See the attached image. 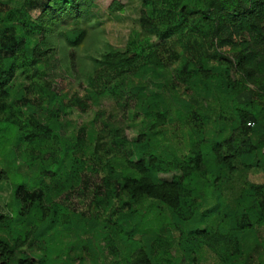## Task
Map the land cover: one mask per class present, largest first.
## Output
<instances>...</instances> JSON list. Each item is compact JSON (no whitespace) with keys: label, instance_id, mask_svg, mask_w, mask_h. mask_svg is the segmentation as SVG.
<instances>
[{"label":"trees","instance_id":"16d2710c","mask_svg":"<svg viewBox=\"0 0 264 264\" xmlns=\"http://www.w3.org/2000/svg\"><path fill=\"white\" fill-rule=\"evenodd\" d=\"M91 1L47 0L41 14V25L55 32V28L68 18L80 20L84 17L89 12ZM141 1L144 8L140 19L142 38L134 49V55L128 57L127 53L110 51L99 61L100 68L117 71L119 77L133 74L134 79L139 78L137 75L141 70L152 74L153 78L147 83L141 82L140 78L132 82L134 88L143 91L150 86V81L158 87L151 102L144 108L147 118L157 115L164 119V113L174 107L173 102L180 104L181 115L190 113L192 108L185 98L191 96L189 85L195 83L200 89L195 97L202 99L205 96L207 102V131L205 141L199 131L190 134L191 147L196 149L186 159L153 153L151 143L155 133L140 135L133 143L140 161L131 162L132 170L124 171L116 180L119 188L116 196L127 204L153 200L166 207L180 234L179 247L185 256L194 260L196 253L207 247L217 255L221 264H236L243 251L241 242L244 236L256 227L264 226V184L253 183L249 179L253 169L264 168V0ZM109 10L113 13L122 11L123 5L113 0ZM29 20V12L24 6L12 7L4 12L0 10V114L5 117L3 122L6 124L12 122L17 111L15 100L24 99L26 85L23 83L18 85L12 99L17 78L26 72H33L31 77L36 79L42 65L48 64L49 70L55 67L50 66L57 51L53 46L26 48L22 59L18 57V50L28 41L31 30ZM159 25H170V28L163 31ZM65 35L71 46H78L84 31L72 29ZM173 35L186 54L183 64L177 69L183 83L180 81L179 84V80L174 79L175 75H171L169 82L172 85H166L177 100L176 97L170 100L166 97L167 93L163 95L160 89L165 85L154 80L156 75L165 78L157 72L158 67H164V64L154 52L158 45L150 44L153 36L164 40ZM231 73L237 78L233 79ZM120 86L121 83H116L105 91L119 94ZM48 88L46 85L42 92L45 93ZM182 96L186 103L182 101ZM55 101V98H50L52 105ZM72 103L86 112L85 99L74 96ZM153 106L156 109L149 111ZM28 111L35 114L37 108L28 106ZM44 111L50 117L48 123L37 121L35 125H23L21 137L32 150L40 152V155L32 156V161H41V176L34 182L32 191L25 190L22 185L17 186L10 207L16 219L9 222L8 214L0 216V264H46L45 258L29 256L17 259L15 254L27 243L30 234L40 237L49 229H40L48 217H56L54 223L59 222L58 216H63L65 221L68 219V213H63L65 209L58 205L46 207V202L52 203V197H47L45 192L49 190L46 174L52 173V179L64 176L72 180L80 173L81 164L72 158L69 166L62 168L64 162L61 157L55 158L54 152L46 161L43 150L54 138L64 106ZM4 127L7 126L4 124ZM207 132L212 134L207 136ZM141 138L143 143H140ZM203 142L208 149L207 160L212 162L211 169L206 168V154L199 148ZM74 146L73 143L71 150ZM112 163H107L108 171L114 175L118 164L117 161ZM52 165L55 166L53 170ZM61 169L65 172L60 174ZM3 173H0V183L5 178ZM201 184H207L216 200L215 205L207 206L209 208L204 211L196 205ZM237 184L241 188L233 201L235 207H231L226 204L222 192L227 186ZM205 202L207 205L208 202ZM23 205H29L37 212L34 221L20 223ZM36 222L39 226L32 229ZM89 226L93 227L94 222H90ZM113 246L116 247L115 244ZM134 252L131 264H156V251L151 240L143 247H136ZM113 254L118 256L117 251Z\"/></svg>","mask_w":264,"mask_h":264},{"label":"rangeland","instance_id":"374dc122","mask_svg":"<svg viewBox=\"0 0 264 264\" xmlns=\"http://www.w3.org/2000/svg\"><path fill=\"white\" fill-rule=\"evenodd\" d=\"M0 1L2 12L20 6L29 12L31 30L28 41L17 52L19 58L26 54V48L34 46L41 49L53 46L57 49L50 65H54V69L49 70L48 64H44L36 79L31 77L33 72H26L17 78L12 99L19 84L23 83L26 87L24 99L15 100L17 111L12 122L6 124L3 122L5 117L0 114V173L4 172L5 177L0 183V216L8 214L9 222L16 219L10 207L17 186L22 185L25 190L32 191L34 182L41 176V161H32V156L40 155V152L32 150L21 133L24 124L49 122L50 117L44 109L56 110L64 106L54 138L43 150L46 161L54 152V157H61L64 162L62 168H67L72 158L81 164L80 173L72 180L64 176L52 179V173L46 174L49 190L42 189L47 197H52V203L46 202V207L55 204L65 209L62 212L68 213L67 222L63 216H58L59 222L56 223V217H48L40 229H49L40 237L30 234L27 243L16 252V258H45L46 264H131L135 248L143 247L151 240L156 251V264H221L217 255L207 247L199 250L194 260L185 256L179 247L180 234L173 225L171 213L163 205L153 200L127 204L116 196L119 191L116 180L124 171L132 170L131 162L140 161L133 145L140 135L155 133L151 143L153 153L186 159L196 149L191 147L190 134L199 131L205 141L207 131L205 119L208 106L205 96L202 95V99L195 97L200 90L195 83L189 85L191 96L185 98L192 108L190 113L181 115L180 104L173 102L174 107L167 113L163 112L164 119L157 115L147 118L144 108L151 102L158 87L150 81V86L143 91L134 88L132 82L140 78L141 82L147 83L153 78L152 74L141 70L137 75L139 78L134 79L133 74L119 77L117 71L100 68L99 61L110 51L127 53L128 57L134 55V49L142 38V1L118 0L123 10L113 13L109 10L113 0H92L84 17L80 20L68 18L55 28V32L41 25V14L47 0ZM79 28L84 31L82 42L71 46L65 33ZM159 28L165 31L170 25H159ZM150 44L158 45L154 52L164 64V67H158L157 72L165 78L156 75L154 80L165 85L160 90L163 95L167 93L166 97L171 100L176 96L169 89L172 85L170 76L175 75L174 79H178L179 84L180 81L183 83L177 69L183 64L186 54L174 35L164 40L153 36ZM5 58L9 59V56ZM231 75L233 79L237 78L233 73ZM116 83H121L119 94L106 93L105 89L109 90L110 85ZM46 85L49 88L43 93ZM74 96L85 99L86 112L72 103ZM51 97L55 98V105L50 103ZM28 106L36 107L37 112H29ZM154 109L155 106L149 111ZM211 134L207 132V136ZM196 136L199 137L198 134ZM72 141L75 145L73 150ZM143 141L141 138L140 143ZM204 143L199 148L206 154V168L211 169L212 162L207 160L208 149ZM114 161L118 165L115 174L111 175L107 163ZM54 168L52 165L51 170ZM61 172L65 171L61 169ZM249 179L253 183H264V171L254 170ZM199 187L200 198L196 199V205L204 211L215 205L216 200L207 184ZM240 188L241 185L237 184L223 190L222 197L227 205L235 207L233 201ZM18 197L22 196L18 194ZM36 216L37 212L31 206L23 205L20 223L34 221ZM90 222H94L93 227L89 226ZM38 226L36 222L32 229ZM70 226L73 229H67ZM241 243L243 251L236 264H264V226L247 232ZM114 251L118 252V256L113 254Z\"/></svg>","mask_w":264,"mask_h":264},{"label":"crops","instance_id":"0c3cea01","mask_svg":"<svg viewBox=\"0 0 264 264\" xmlns=\"http://www.w3.org/2000/svg\"><path fill=\"white\" fill-rule=\"evenodd\" d=\"M261 104H262V103H261ZM262 105H263V104H262ZM261 107H263V106H261ZM254 170H258V171L262 172V171H264V168H256V169H253L252 172H253ZM252 172H251V173H252ZM255 172H256V171H255ZM251 173H250V174H251ZM256 173H257V172H256ZM257 184H264V183H257Z\"/></svg>","mask_w":264,"mask_h":264},{"label":"built area","instance_id":"2783aa9c","mask_svg":"<svg viewBox=\"0 0 264 264\" xmlns=\"http://www.w3.org/2000/svg\"><path fill=\"white\" fill-rule=\"evenodd\" d=\"M249 125H251V124H249Z\"/></svg>","mask_w":264,"mask_h":264}]
</instances>
